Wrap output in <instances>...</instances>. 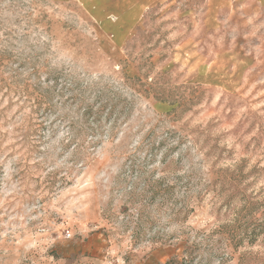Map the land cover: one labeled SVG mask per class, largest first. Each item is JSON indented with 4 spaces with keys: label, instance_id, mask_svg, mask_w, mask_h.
Here are the masks:
<instances>
[{
    "label": "rangeland",
    "instance_id": "obj_1",
    "mask_svg": "<svg viewBox=\"0 0 264 264\" xmlns=\"http://www.w3.org/2000/svg\"><path fill=\"white\" fill-rule=\"evenodd\" d=\"M0 264H264V0H0Z\"/></svg>",
    "mask_w": 264,
    "mask_h": 264
}]
</instances>
